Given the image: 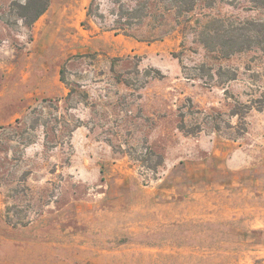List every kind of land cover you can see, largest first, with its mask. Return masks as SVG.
<instances>
[{"label": "rangeland", "instance_id": "1", "mask_svg": "<svg viewBox=\"0 0 264 264\" xmlns=\"http://www.w3.org/2000/svg\"><path fill=\"white\" fill-rule=\"evenodd\" d=\"M27 1L0 0V264H264V0Z\"/></svg>", "mask_w": 264, "mask_h": 264}, {"label": "trees", "instance_id": "2", "mask_svg": "<svg viewBox=\"0 0 264 264\" xmlns=\"http://www.w3.org/2000/svg\"><path fill=\"white\" fill-rule=\"evenodd\" d=\"M169 1L175 5L186 6L185 8L186 12H190L193 10L194 2H195V0H169ZM49 5H50V0H28L27 4L20 8L21 9L20 15L24 19L27 26H32L47 11ZM250 31L258 32V30H254V29ZM234 39L235 36H231V38L229 39L230 45L231 43L233 44L236 43V40ZM258 43L259 42L250 40V36H248V44L246 49H250L253 45H259L260 43L259 44ZM239 49H243V47Z\"/></svg>", "mask_w": 264, "mask_h": 264}, {"label": "crops", "instance_id": "3", "mask_svg": "<svg viewBox=\"0 0 264 264\" xmlns=\"http://www.w3.org/2000/svg\"><path fill=\"white\" fill-rule=\"evenodd\" d=\"M35 42H36V39H35Z\"/></svg>", "mask_w": 264, "mask_h": 264}]
</instances>
